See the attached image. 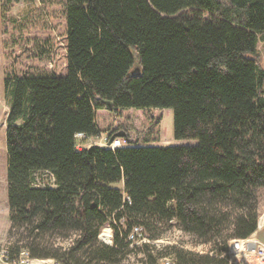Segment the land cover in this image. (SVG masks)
Masks as SVG:
<instances>
[{
  "label": "trees",
  "instance_id": "trees-1",
  "mask_svg": "<svg viewBox=\"0 0 264 264\" xmlns=\"http://www.w3.org/2000/svg\"><path fill=\"white\" fill-rule=\"evenodd\" d=\"M19 1L1 0L5 32ZM64 26L63 75L3 80L10 257L24 248L58 264H117L132 252L148 264H229V240L257 228L264 187V0H64ZM107 102L171 108L174 138L197 144L139 145L118 126L108 139L124 145L76 148L77 132L101 133L95 112ZM173 222L207 249L128 239L134 226L158 239ZM106 224L110 244L98 238Z\"/></svg>",
  "mask_w": 264,
  "mask_h": 264
},
{
  "label": "rangeland",
  "instance_id": "rangeland-1",
  "mask_svg": "<svg viewBox=\"0 0 264 264\" xmlns=\"http://www.w3.org/2000/svg\"><path fill=\"white\" fill-rule=\"evenodd\" d=\"M10 13L13 18H16L14 22L16 27L9 26L5 32L4 28L7 22H4L1 17L0 0V248L9 246L13 241V238L7 237L10 222L6 192L7 155L5 143L6 116L11 96L4 89V77L7 74H21L25 71L53 72L56 75H63L66 67L64 0H20L13 4ZM257 49L264 66V41L258 42ZM95 117L101 133L82 143V148L103 144L108 138V134L118 126L128 128L131 142L139 145L197 144V140L194 139L179 140L174 138L171 108H125L117 111L104 109ZM122 141L124 142L123 138ZM36 182L52 185L50 178L40 174H36ZM116 185L118 186V184ZM257 193L260 216L264 212V187L259 188ZM106 227L110 229L111 233L110 225L106 224L101 228L99 236ZM257 234L264 239V228L258 230ZM149 241L157 246L172 243L195 251L207 249V245L192 241L190 235L182 232L174 225V222L158 239L148 240L144 234H141L132 243L139 246L141 243ZM59 243L67 245L69 239ZM142 256V252H132L117 264H148L142 259ZM165 258L172 259L169 255H164L159 257L155 264H164Z\"/></svg>",
  "mask_w": 264,
  "mask_h": 264
},
{
  "label": "built area",
  "instance_id": "built-area-1",
  "mask_svg": "<svg viewBox=\"0 0 264 264\" xmlns=\"http://www.w3.org/2000/svg\"><path fill=\"white\" fill-rule=\"evenodd\" d=\"M75 147L82 148V143L86 142L90 137L82 132H77L74 135ZM108 138L105 139L103 144L109 148H115L124 145L120 136H114L110 143H107ZM264 212L259 216L257 221L256 230L250 235L244 238H232L229 240L227 251L225 252L229 264H264V239L260 238L257 234L258 230L264 228ZM110 230V229H109ZM141 227L134 226L130 232L128 239L132 242L136 240L138 235H141ZM100 236L98 235V238ZM99 240L105 243H111V233L109 234V240L99 238ZM164 264H173L172 259L165 258ZM0 264H58L55 260L50 258H37L30 256L27 249H21L16 257L11 258L8 250V246H2L0 248Z\"/></svg>",
  "mask_w": 264,
  "mask_h": 264
},
{
  "label": "water",
  "instance_id": "water-1",
  "mask_svg": "<svg viewBox=\"0 0 264 264\" xmlns=\"http://www.w3.org/2000/svg\"><path fill=\"white\" fill-rule=\"evenodd\" d=\"M133 57H134V61H135V66H134V68L132 69L131 74H133V75H137V74L139 73V67H138V65H137V63H138V56L134 53V54H133ZM106 106H107V109H108V110H111V103H110V102H107V103H106ZM118 135H119V134H118ZM112 139H113V136H111V137L109 138L108 143H110V142L112 141Z\"/></svg>",
  "mask_w": 264,
  "mask_h": 264
},
{
  "label": "bare ground",
  "instance_id": "bare-ground-1",
  "mask_svg": "<svg viewBox=\"0 0 264 264\" xmlns=\"http://www.w3.org/2000/svg\"><path fill=\"white\" fill-rule=\"evenodd\" d=\"M109 234H110V230H109ZM109 234L107 232H101L100 237L103 238L104 240H109Z\"/></svg>",
  "mask_w": 264,
  "mask_h": 264
},
{
  "label": "crops",
  "instance_id": "crops-1",
  "mask_svg": "<svg viewBox=\"0 0 264 264\" xmlns=\"http://www.w3.org/2000/svg\"><path fill=\"white\" fill-rule=\"evenodd\" d=\"M101 111H104V109H98V110H96L95 115H96L97 113L101 112Z\"/></svg>",
  "mask_w": 264,
  "mask_h": 264
}]
</instances>
